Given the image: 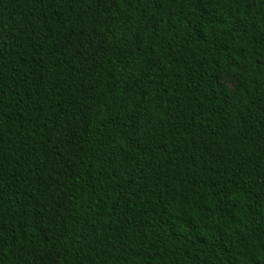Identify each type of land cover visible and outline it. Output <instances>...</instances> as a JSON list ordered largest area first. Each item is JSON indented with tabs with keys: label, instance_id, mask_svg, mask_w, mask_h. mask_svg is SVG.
I'll list each match as a JSON object with an SVG mask.
<instances>
[{
	"label": "trees",
	"instance_id": "trees-1",
	"mask_svg": "<svg viewBox=\"0 0 264 264\" xmlns=\"http://www.w3.org/2000/svg\"><path fill=\"white\" fill-rule=\"evenodd\" d=\"M0 264H264V0H0Z\"/></svg>",
	"mask_w": 264,
	"mask_h": 264
},
{
	"label": "rangeland",
	"instance_id": "rangeland-1",
	"mask_svg": "<svg viewBox=\"0 0 264 264\" xmlns=\"http://www.w3.org/2000/svg\"><path fill=\"white\" fill-rule=\"evenodd\" d=\"M220 83L225 85L226 87L232 89L233 88V83L229 81L228 79H219Z\"/></svg>",
	"mask_w": 264,
	"mask_h": 264
}]
</instances>
